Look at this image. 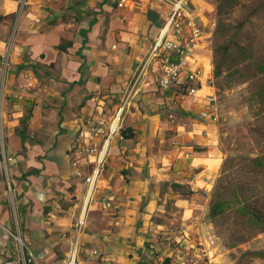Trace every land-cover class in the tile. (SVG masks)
Returning <instances> with one entry per match:
<instances>
[{
	"label": "crops",
	"instance_id": "crops-1",
	"mask_svg": "<svg viewBox=\"0 0 264 264\" xmlns=\"http://www.w3.org/2000/svg\"><path fill=\"white\" fill-rule=\"evenodd\" d=\"M17 2L0 0V39L9 34ZM192 5L208 34L189 62L199 76L198 92L177 99L176 90L160 89L158 62L147 59L169 22L168 2L31 0L7 76L0 264H19L8 234L15 227L34 252H45L37 264H64L73 247L80 264H175L181 253L212 263L217 249L211 247L209 194L226 149L217 102L207 118L201 113L205 98L216 97L210 40L216 10L213 0ZM165 37L173 38L171 30ZM174 98L170 121L164 108ZM124 99L123 130L132 137L111 139L105 168L89 186L98 154L79 146L100 150L103 139L79 140L78 132L86 119L112 115ZM103 198L112 209L104 208Z\"/></svg>",
	"mask_w": 264,
	"mask_h": 264
},
{
	"label": "rangeland",
	"instance_id": "rangeland-1",
	"mask_svg": "<svg viewBox=\"0 0 264 264\" xmlns=\"http://www.w3.org/2000/svg\"><path fill=\"white\" fill-rule=\"evenodd\" d=\"M213 2L216 10V18L210 30L212 32L210 40L212 41L213 56L216 45L222 44L227 35L236 32L235 26L241 29V33L237 37L240 43L244 44L248 37L257 36L248 50L251 48L256 53L264 54V0H238V5L226 18L229 23H232L230 27V29L234 28L232 31H229L228 28L217 31L218 6L216 0ZM235 70V68L231 70L223 68L225 73L217 79L215 77L212 79V86L216 91L215 102L219 105L220 133L226 149V177L233 181L243 182L242 188L244 189L239 190L241 197L249 196L256 182V193L260 196L257 206H259L260 213L264 214V180L255 179L254 176L241 170L238 173L236 169V166L243 160L258 156V151L248 133L247 124L252 121L256 114V105L259 102L257 95L261 91L260 87L264 85V75L250 83L240 84L241 79H250L256 72L249 68L240 71V74H236ZM231 167L233 169L229 170L228 168ZM213 189L209 194V201ZM208 220L211 236H213L211 247H215L217 250L216 254L210 256L212 263L206 259L204 264H264V232L260 233L263 230L262 224L256 221L253 223L246 220L237 221L233 208L227 211L224 218L215 224H213L209 213ZM251 234L255 237L248 242H237L242 236ZM217 257L219 258L214 260Z\"/></svg>",
	"mask_w": 264,
	"mask_h": 264
},
{
	"label": "built area",
	"instance_id": "built-area-1",
	"mask_svg": "<svg viewBox=\"0 0 264 264\" xmlns=\"http://www.w3.org/2000/svg\"><path fill=\"white\" fill-rule=\"evenodd\" d=\"M170 5V13L167 24L162 30V37L155 42L148 60L158 62L160 76L159 87L162 91L167 92L176 90L177 99L192 98L198 92L197 83H199L198 73L189 71V62L193 55L200 47L203 39L207 36V32L200 26L195 13L192 0H165ZM31 0H18L17 8L14 13L13 22L10 26L9 34L5 39H0V154L6 157V138H7V113H6V85L7 76L11 69V59L13 44L18 32L19 22L23 14L30 5ZM121 6V5H120ZM171 30L173 38L165 37L166 33ZM184 76V81L181 80ZM215 96H207L205 98V110L201 116L207 118L214 108ZM175 98L171 100L164 108L165 117L174 121L176 118ZM127 107V99L118 104L116 110L110 116H99L86 119L77 135V139L84 140L87 135L94 138L103 139V146L100 150L80 145V151L87 153L89 156L98 154V159L86 183L93 186L97 178L101 175L104 167L107 149L113 137H118L119 141H123L125 136L122 135L124 112ZM174 146L178 145L177 141L173 142ZM78 177L83 176V168L79 166L78 161L73 162ZM101 203L105 209H112V203L103 198ZM83 223L79 224V229ZM9 236L15 243L18 250L19 264H37L38 260L45 256V252L36 254L27 244L18 227L8 231ZM79 249L73 247L64 260V264H80ZM93 255L99 257L98 251H93ZM175 264H199L197 260L187 259L184 253ZM7 264H14L8 262Z\"/></svg>",
	"mask_w": 264,
	"mask_h": 264
},
{
	"label": "trees",
	"instance_id": "trees-1",
	"mask_svg": "<svg viewBox=\"0 0 264 264\" xmlns=\"http://www.w3.org/2000/svg\"><path fill=\"white\" fill-rule=\"evenodd\" d=\"M217 3V18L218 27L217 31L224 29H230L232 23H229L226 18L230 15V12L238 5V0H216ZM236 32L230 34L225 38L226 40L222 44H217L214 49V77L217 79L225 73L223 68L228 70L236 69V74H240V71L244 69L252 68L256 73L250 79H241L240 84L250 83L254 79L264 75V54L256 53L251 48L248 50L250 44L254 43L257 36H251L246 39L244 44L237 40L238 35L241 33V29L235 26ZM252 45V44H251ZM263 57V58H262ZM260 93L257 95L259 102L256 105V114L251 122L247 124L248 133L252 138V141L258 151V156L255 158L245 159L239 165L236 166L238 173L241 171L252 175L255 179L264 180V85L260 87ZM28 116L22 117L21 124L25 127ZM24 132H21L23 135ZM122 135L126 139L132 137V133L129 130H123ZM232 170L233 167L228 168ZM219 177L216 180L215 188L209 201V216L215 224L220 219L224 218L227 211L233 208L236 215V220H246L247 222H258L263 225L264 232V214H261L258 210L257 202L259 201L258 194L256 193V182L254 188L251 190L249 196H239V190L242 191L243 182L239 180L233 181L231 178L226 177L227 163L225 162L222 167ZM232 212V211H231ZM236 221V222H237ZM255 236L253 234L248 236H242L238 243H246Z\"/></svg>",
	"mask_w": 264,
	"mask_h": 264
},
{
	"label": "bare ground",
	"instance_id": "bare-ground-1",
	"mask_svg": "<svg viewBox=\"0 0 264 264\" xmlns=\"http://www.w3.org/2000/svg\"><path fill=\"white\" fill-rule=\"evenodd\" d=\"M87 198V197H86ZM88 200V199H87ZM86 202V201H85ZM88 204V203H87Z\"/></svg>",
	"mask_w": 264,
	"mask_h": 264
}]
</instances>
